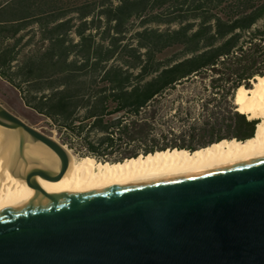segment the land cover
Returning <instances> with one entry per match:
<instances>
[{
    "label": "trees",
    "instance_id": "1",
    "mask_svg": "<svg viewBox=\"0 0 264 264\" xmlns=\"http://www.w3.org/2000/svg\"><path fill=\"white\" fill-rule=\"evenodd\" d=\"M257 77L264 0H0V80L100 166L251 139Z\"/></svg>",
    "mask_w": 264,
    "mask_h": 264
},
{
    "label": "water",
    "instance_id": "2",
    "mask_svg": "<svg viewBox=\"0 0 264 264\" xmlns=\"http://www.w3.org/2000/svg\"><path fill=\"white\" fill-rule=\"evenodd\" d=\"M0 126L19 157L29 139L58 159L19 173L38 199L0 212V264H264V157L62 197L38 182L58 181L71 152L1 104Z\"/></svg>",
    "mask_w": 264,
    "mask_h": 264
},
{
    "label": "bare ground",
    "instance_id": "3",
    "mask_svg": "<svg viewBox=\"0 0 264 264\" xmlns=\"http://www.w3.org/2000/svg\"><path fill=\"white\" fill-rule=\"evenodd\" d=\"M234 100L238 113L257 121L254 135L249 140L222 142L192 154L166 151L110 166H100L89 159L75 161L70 157L68 167L58 181L42 179L38 184L54 196L70 197L174 178L264 157V77H257L248 89L239 87ZM18 141L16 131L0 126V212L28 205L38 199L36 189L19 178L26 165L47 171L57 169L56 155L46 146L29 139H25L22 157H19Z\"/></svg>",
    "mask_w": 264,
    "mask_h": 264
},
{
    "label": "rangeland",
    "instance_id": "4",
    "mask_svg": "<svg viewBox=\"0 0 264 264\" xmlns=\"http://www.w3.org/2000/svg\"><path fill=\"white\" fill-rule=\"evenodd\" d=\"M169 53L170 52H167L166 54H169ZM0 104L4 108H6L9 112L14 114L18 118L26 122L27 124L31 125L30 121L28 120L29 112L25 108H23L22 105L20 104L17 93L10 86H8L5 82L1 80H0ZM31 126L39 130L40 132L48 135L47 130L44 127L43 122L41 120L37 119L36 123ZM48 136H51L54 139H56L54 132H52ZM72 158L75 161H78L81 159L75 156H73Z\"/></svg>",
    "mask_w": 264,
    "mask_h": 264
}]
</instances>
